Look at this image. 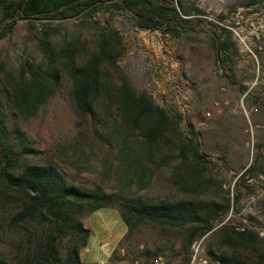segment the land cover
Listing matches in <instances>:
<instances>
[{"label": "trees", "instance_id": "trees-1", "mask_svg": "<svg viewBox=\"0 0 264 264\" xmlns=\"http://www.w3.org/2000/svg\"><path fill=\"white\" fill-rule=\"evenodd\" d=\"M99 12L126 13L138 29L172 36L205 27L204 11L195 0H0V38L22 20L32 30L40 53L38 59L23 57L18 68L0 59V264H83L79 252L89 229L82 219L105 207L120 210L128 226L125 239L145 222L179 229L181 247L175 254L188 255L192 242L212 231L231 205L252 191L250 180L264 173L259 143L251 164L238 170L230 195L198 144L180 130L179 120L154 104L146 92L134 90L117 63L121 38L106 22L94 20ZM72 18L93 22L95 46L84 55L86 36L60 37L63 24ZM212 46L220 67L233 77L239 51L231 31L224 26L213 29ZM64 77L80 119L76 146L71 147L78 154L86 151L97 157L98 148L103 153L104 177L89 185L68 177L54 157L26 160L41 150L26 143L24 131L15 125L36 116L60 90ZM112 115L139 130L146 145L143 155L123 133L98 130ZM90 118L96 120L90 123ZM165 167L170 168L168 183L182 195L138 193ZM210 234L214 243L208 254L221 264H264V238L254 230L224 223Z\"/></svg>", "mask_w": 264, "mask_h": 264}, {"label": "rangeland", "instance_id": "rangeland-1", "mask_svg": "<svg viewBox=\"0 0 264 264\" xmlns=\"http://www.w3.org/2000/svg\"><path fill=\"white\" fill-rule=\"evenodd\" d=\"M195 2L204 11L205 27L196 26V30L189 29L179 36L162 30H140L128 14L121 12H99L94 20L103 25L106 22L109 28L118 32L123 50L117 63L134 90L146 92L154 104L179 120L180 130L198 144L211 172L223 181V188L229 189L232 195L238 170L242 165L251 164L259 143L263 144L259 152L264 165V3L246 5L243 0ZM92 24V21L83 22L80 18L69 19L63 24L60 37L67 33L86 36L84 55L95 46ZM220 26L231 31L238 47L233 77L220 67L212 46V30ZM23 57L38 59L40 53L32 30L26 22L19 20L12 33L0 38V59L8 67L18 68ZM241 85L246 88L243 90ZM69 93L70 82L64 77L60 90L36 116L15 121V125L24 131L26 143L41 150L38 156L27 155L26 160L39 162L47 156L54 157L68 177H76L82 185H89L90 181L104 177L103 153L98 148L99 154L94 157L86 151L78 154L71 147L76 146L74 141L80 119ZM5 110L9 112L8 107ZM93 120L96 119L90 118L89 122ZM98 130L104 134L109 131L123 133L131 140L136 152L143 155L146 145L139 130L129 128L119 116L107 117ZM103 147L105 152L109 148L107 143ZM169 169L158 170L151 184L138 193L182 195L168 183ZM249 183L252 191L244 194L237 204L233 203L215 222L212 231L230 223L238 229H252L264 238V173ZM212 231L194 240L188 255H176L175 251L181 247L179 229H160L141 223L117 248L115 256L130 264H188L187 256L189 264L194 256L221 264L208 254L214 243V238H210ZM146 249L149 254L144 252Z\"/></svg>", "mask_w": 264, "mask_h": 264}, {"label": "crops", "instance_id": "crops-1", "mask_svg": "<svg viewBox=\"0 0 264 264\" xmlns=\"http://www.w3.org/2000/svg\"><path fill=\"white\" fill-rule=\"evenodd\" d=\"M89 229L86 245L79 255L83 264H130L123 258H114V251L125 240L128 226L116 207L99 208L82 219ZM189 264L190 260L185 257Z\"/></svg>", "mask_w": 264, "mask_h": 264}, {"label": "built area", "instance_id": "built-area-1", "mask_svg": "<svg viewBox=\"0 0 264 264\" xmlns=\"http://www.w3.org/2000/svg\"><path fill=\"white\" fill-rule=\"evenodd\" d=\"M160 258L156 261L157 263L160 262ZM195 262H197L198 264H212L209 263L206 259L202 258V259H197L195 256L192 258L191 260V264H194ZM100 264H104V263H100Z\"/></svg>", "mask_w": 264, "mask_h": 264}]
</instances>
